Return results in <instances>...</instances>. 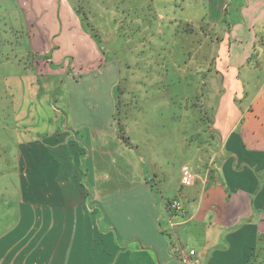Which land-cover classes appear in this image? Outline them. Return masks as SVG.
I'll use <instances>...</instances> for the list:
<instances>
[{
	"label": "crops",
	"instance_id": "1",
	"mask_svg": "<svg viewBox=\"0 0 264 264\" xmlns=\"http://www.w3.org/2000/svg\"><path fill=\"white\" fill-rule=\"evenodd\" d=\"M22 1L46 102L21 188L0 192V264H180L173 247L246 264L264 236V0L202 1L209 31L188 51L206 58L158 61L145 88L101 63L70 0Z\"/></svg>",
	"mask_w": 264,
	"mask_h": 264
},
{
	"label": "rangeland",
	"instance_id": "2",
	"mask_svg": "<svg viewBox=\"0 0 264 264\" xmlns=\"http://www.w3.org/2000/svg\"><path fill=\"white\" fill-rule=\"evenodd\" d=\"M70 1L84 28L95 38L101 63L114 62L120 76L140 82L137 87L145 88L141 83L143 71L148 66L156 68L158 61L168 66L183 63L190 56L193 62L206 58L205 53L195 50L190 55L188 50L197 42L204 44L203 37L209 27L205 19L207 7L201 2L208 0H196V7L189 6L190 0ZM27 3L0 0V192L21 188L26 178L24 173L30 170L24 162L28 150L22 143L40 140L30 131L32 126L40 124L32 114L35 109H44L46 102L43 84L40 80L36 84V80L45 76L47 58L31 51V32L36 27L29 21ZM189 9L196 16L192 18ZM65 68V75H70L71 80L79 81L83 75L73 66L71 58H65ZM91 88L90 85L87 90L90 92ZM167 88L174 90V84ZM122 92L124 88L120 85L119 93ZM36 94L40 107L31 104L38 100ZM115 120L120 124L117 114ZM256 250L258 264H264V236L248 257Z\"/></svg>",
	"mask_w": 264,
	"mask_h": 264
},
{
	"label": "built area",
	"instance_id": "3",
	"mask_svg": "<svg viewBox=\"0 0 264 264\" xmlns=\"http://www.w3.org/2000/svg\"><path fill=\"white\" fill-rule=\"evenodd\" d=\"M194 174L190 170L189 167L184 166L181 168V184L183 186H190L194 181ZM168 207L171 211H180L184 212V208L181 203L177 200H171L168 202ZM177 251L179 253L178 260L180 264H197V260L195 258V250L187 249V248H179L173 247L172 252Z\"/></svg>",
	"mask_w": 264,
	"mask_h": 264
},
{
	"label": "trees",
	"instance_id": "4",
	"mask_svg": "<svg viewBox=\"0 0 264 264\" xmlns=\"http://www.w3.org/2000/svg\"><path fill=\"white\" fill-rule=\"evenodd\" d=\"M257 250L248 257L246 264H258L259 252Z\"/></svg>",
	"mask_w": 264,
	"mask_h": 264
}]
</instances>
